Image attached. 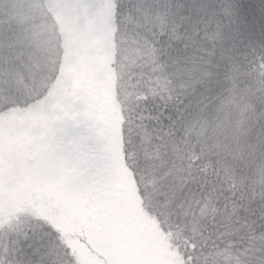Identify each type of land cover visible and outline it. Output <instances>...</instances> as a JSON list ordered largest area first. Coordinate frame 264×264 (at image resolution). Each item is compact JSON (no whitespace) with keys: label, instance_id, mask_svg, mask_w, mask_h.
I'll use <instances>...</instances> for the list:
<instances>
[{"label":"snow or ice","instance_id":"1","mask_svg":"<svg viewBox=\"0 0 264 264\" xmlns=\"http://www.w3.org/2000/svg\"><path fill=\"white\" fill-rule=\"evenodd\" d=\"M0 95V264H264V0H18Z\"/></svg>","mask_w":264,"mask_h":264},{"label":"trees","instance_id":"2","mask_svg":"<svg viewBox=\"0 0 264 264\" xmlns=\"http://www.w3.org/2000/svg\"><path fill=\"white\" fill-rule=\"evenodd\" d=\"M17 2H18V0H0V12L13 11L14 6L17 4ZM59 47H60V40H59L58 34H56V36L52 40V47H51L53 59H55V53ZM52 67L53 66H52L51 62H48L46 71L49 70L48 71L49 75L52 74ZM16 72H19L21 75H23L25 77L27 75V73L29 72V69H28V67H26L24 65H18L16 67ZM19 78L22 79L21 76ZM6 101L9 103H16L14 97H5L3 95H0V104L4 103Z\"/></svg>","mask_w":264,"mask_h":264},{"label":"rangeland","instance_id":"3","mask_svg":"<svg viewBox=\"0 0 264 264\" xmlns=\"http://www.w3.org/2000/svg\"><path fill=\"white\" fill-rule=\"evenodd\" d=\"M49 71V70H48ZM46 71L45 75H49V72ZM17 77L19 78L20 76L22 77V80L27 81L29 79V72L27 73V75L24 77L23 75H21L19 72H16ZM22 122L19 121L17 118L13 117L11 118L10 121V126L15 130L16 128H18L20 126Z\"/></svg>","mask_w":264,"mask_h":264}]
</instances>
